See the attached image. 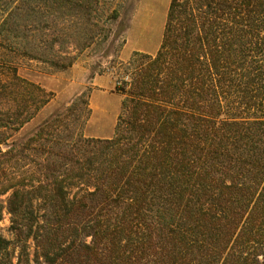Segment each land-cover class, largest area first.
<instances>
[{
	"label": "trees",
	"instance_id": "16d2710c",
	"mask_svg": "<svg viewBox=\"0 0 264 264\" xmlns=\"http://www.w3.org/2000/svg\"><path fill=\"white\" fill-rule=\"evenodd\" d=\"M95 1L9 0L0 48L66 69L40 35ZM0 60L33 98L0 112V264H264V0H170L157 51L116 80L110 137L85 136L86 89L12 140L50 96Z\"/></svg>",
	"mask_w": 264,
	"mask_h": 264
},
{
	"label": "rangeland",
	"instance_id": "374dc122",
	"mask_svg": "<svg viewBox=\"0 0 264 264\" xmlns=\"http://www.w3.org/2000/svg\"><path fill=\"white\" fill-rule=\"evenodd\" d=\"M169 1L96 0L92 15L87 17L80 13L69 16L66 9H60L58 14H53L56 26L44 27L39 35L41 37L45 32L48 39L52 35L57 36L55 50L76 56L73 64L63 70L0 48V58L11 60L9 66L14 65L19 77L39 84L50 96L29 121L17 131H12L11 139L19 142L31 138L46 118L68 106L86 89H89L91 113L84 134L110 137L122 98L115 91L116 80L123 76L124 64L134 51L149 54L157 51ZM6 4L9 0H0V9ZM53 15H45L44 18L48 16L50 20ZM5 64L0 60V112H8L14 123L25 116V109L21 108L18 100L24 98L28 105L33 98L28 88L23 86L18 93L16 81L11 78L13 69ZM9 223V215L4 213L0 220V233L6 238H11ZM12 249L13 246L9 245L2 251L10 252Z\"/></svg>",
	"mask_w": 264,
	"mask_h": 264
},
{
	"label": "crops",
	"instance_id": "0c3cea01",
	"mask_svg": "<svg viewBox=\"0 0 264 264\" xmlns=\"http://www.w3.org/2000/svg\"><path fill=\"white\" fill-rule=\"evenodd\" d=\"M119 110H120V108H119ZM118 113H119V111H118ZM118 115V114H117ZM117 118V117H116ZM115 125V124H114Z\"/></svg>",
	"mask_w": 264,
	"mask_h": 264
}]
</instances>
